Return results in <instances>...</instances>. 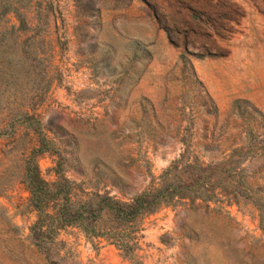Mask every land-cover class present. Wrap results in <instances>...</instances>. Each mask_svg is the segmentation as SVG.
Wrapping results in <instances>:
<instances>
[{"label": "rangeland", "instance_id": "obj_1", "mask_svg": "<svg viewBox=\"0 0 264 264\" xmlns=\"http://www.w3.org/2000/svg\"><path fill=\"white\" fill-rule=\"evenodd\" d=\"M193 160L198 199L32 245V163L94 206ZM0 264H264V0H0Z\"/></svg>", "mask_w": 264, "mask_h": 264}, {"label": "trees", "instance_id": "obj_2", "mask_svg": "<svg viewBox=\"0 0 264 264\" xmlns=\"http://www.w3.org/2000/svg\"><path fill=\"white\" fill-rule=\"evenodd\" d=\"M185 166L197 171V175L174 177L171 170L177 168L176 162L164 172L157 187L136 195L130 203L97 196V203L92 206L87 202L74 201L75 184L60 174L59 163L58 180L52 184L42 179L36 163H32L24 175L28 203L36 213V221L30 229L32 245L43 251L55 242L61 230L69 227L78 228L86 237H101L104 233L100 230V220L104 210L109 211L117 221L132 222L138 216L151 214L175 200L198 199L203 194L195 188L201 181L209 180L216 168L198 160L187 162Z\"/></svg>", "mask_w": 264, "mask_h": 264}]
</instances>
